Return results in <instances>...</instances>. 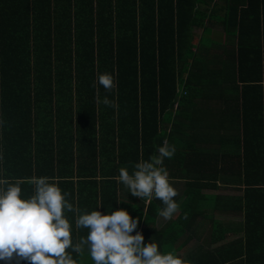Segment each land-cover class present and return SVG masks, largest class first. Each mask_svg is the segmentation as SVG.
Masks as SVG:
<instances>
[{"label": "trees", "instance_id": "16d2710c", "mask_svg": "<svg viewBox=\"0 0 264 264\" xmlns=\"http://www.w3.org/2000/svg\"><path fill=\"white\" fill-rule=\"evenodd\" d=\"M205 1L0 0V179L30 198L33 179L47 177L81 213L124 208L139 221L133 235L162 253L177 254L194 235L199 209L238 213L240 236L199 242L186 264H264V0H224L223 48L193 43ZM104 72L114 76L111 93L93 87ZM164 141L181 159L162 167L185 180V195L157 228L162 202L131 192L121 200L117 178ZM220 187L241 193H202ZM65 216L74 243L87 236L76 213ZM69 251L76 264H94Z\"/></svg>", "mask_w": 264, "mask_h": 264}, {"label": "clouds", "instance_id": "9594fccd", "mask_svg": "<svg viewBox=\"0 0 264 264\" xmlns=\"http://www.w3.org/2000/svg\"><path fill=\"white\" fill-rule=\"evenodd\" d=\"M97 84L106 93L116 88L114 76L108 72L98 74L93 87ZM97 102L118 107L107 95L100 101L97 94ZM175 151L174 145L164 141L157 155L135 163L132 174L126 167H121L117 178L118 183L142 201H161L164 207L160 215L166 219H170L179 207L174 199L178 195L177 189L162 167L164 159L171 158ZM32 183L34 194L30 198H22L19 183L0 179V260L28 261L29 264H76L69 250L79 255L87 248L94 264H186L177 254L162 253L154 241L145 244L141 232L133 235L139 221L133 219L126 209L81 213L78 207L65 199L58 184L50 182L49 178H34ZM66 210L76 213L77 229L88 230L87 236L75 243L72 224L65 216Z\"/></svg>", "mask_w": 264, "mask_h": 264}, {"label": "crops", "instance_id": "0c3cea01", "mask_svg": "<svg viewBox=\"0 0 264 264\" xmlns=\"http://www.w3.org/2000/svg\"><path fill=\"white\" fill-rule=\"evenodd\" d=\"M205 1V0H204ZM223 2L224 0H210L209 3V10L207 12V15L205 17V21H204V25L201 27H194L193 28V43L196 45L197 43H199V41L201 40L202 42H205L207 44H213L214 46H219V48H223L225 47L226 44V36H225V32L223 31L219 21L221 19V16L223 15ZM206 4L205 2H202L198 5V8L200 9H204ZM214 11V16H213V20L211 23H207V17L209 14H211L212 10ZM222 9V10H221ZM204 26L208 27L207 29H203ZM216 34V36H219V42H212L213 40V36ZM230 41V40H228ZM233 41L231 40V42H228V45L231 46ZM217 107V105H216ZM175 159H181V156L179 155H174ZM170 182L172 183V185L177 189L178 195L176 198H174L176 200V202L178 203V206L180 205L181 200L184 198V192L183 189L185 187L184 184V179L182 178H169ZM180 184V185H179ZM123 191L124 193H120V199L121 200H125L126 199V194L128 192V189L123 187ZM202 193L206 194H212V193H218L221 194L223 196H234V195H238L241 192L239 190L236 189H232L230 187H220L218 189H203ZM126 202V201H125ZM179 208L178 207V212L175 214V216L171 217L170 219H166L164 217H162L159 213L157 220H156V226L157 228H162L165 225H167L171 220L175 219L177 217V215L179 214ZM197 218L194 221V225H195V232L194 235L185 243L184 240H186L187 234H190L188 231H186V235H184L183 237H180L178 243L176 245H179V243H183V245L181 246V248L178 249L177 251V255H179L178 253L181 252L184 248V246H186L188 244V242L190 240H195L197 241V244L205 239H208L210 242L213 241L212 246H216L217 244H221L223 242H228L233 240L234 238L238 237L241 235V232H239V223L242 220V217L238 214V213H234V212H226V211H217V210H212V209H199L197 212ZM219 231L218 233H215ZM210 233L215 234V237L213 236V234L211 235ZM217 235V236H216ZM216 238V239H215ZM183 241V242H182ZM196 244V246H197ZM196 249V247L192 250L194 251ZM189 251L186 256H183V259L185 260L187 258V255L192 252ZM88 252L87 248H85L84 250V254L86 255ZM181 256V257H182Z\"/></svg>", "mask_w": 264, "mask_h": 264}, {"label": "rangeland", "instance_id": "374dc122", "mask_svg": "<svg viewBox=\"0 0 264 264\" xmlns=\"http://www.w3.org/2000/svg\"><path fill=\"white\" fill-rule=\"evenodd\" d=\"M219 36H216V34L213 36V40L212 42L216 43V42H219ZM229 40V39H228ZM180 185V184H179ZM178 212V211H177ZM176 212V213H177ZM175 213V214H176ZM175 214L173 216H175ZM172 216V217H173ZM196 244H197V241L195 240H190L188 242V244L186 246H184L183 250L181 252H179V256L181 257L182 255L183 256H186V254L189 252V251H192L195 247H196ZM182 254V255H181ZM183 256L181 258H183Z\"/></svg>", "mask_w": 264, "mask_h": 264}]
</instances>
